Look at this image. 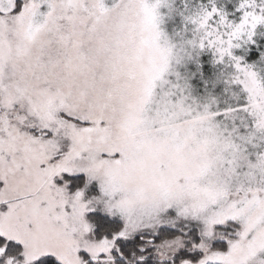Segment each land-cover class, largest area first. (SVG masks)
<instances>
[{"label": "snow or ice", "instance_id": "6c2138e0", "mask_svg": "<svg viewBox=\"0 0 264 264\" xmlns=\"http://www.w3.org/2000/svg\"><path fill=\"white\" fill-rule=\"evenodd\" d=\"M175 11L0 0V264H264V0Z\"/></svg>", "mask_w": 264, "mask_h": 264}, {"label": "rangeland", "instance_id": "374dc122", "mask_svg": "<svg viewBox=\"0 0 264 264\" xmlns=\"http://www.w3.org/2000/svg\"><path fill=\"white\" fill-rule=\"evenodd\" d=\"M173 6L176 11L171 16L165 17L164 28L169 33L173 35L176 32H179L183 28V20L179 14L181 11L185 10V4L188 5L190 9H195L201 3H207V0H172ZM237 0H217L218 6H223L229 12L235 10ZM162 12H167V9H162ZM261 41L264 42V37H261ZM210 52L201 53L199 56L198 64L189 63L184 67L180 68V71L184 74H187L189 77V83L191 86L192 96L201 104L205 103L207 98L211 97L217 101V106L220 108L225 107L228 103L233 102L234 97L231 92L225 90L221 91H211L208 89V77L206 72V64L208 60V55ZM213 60V59H212ZM212 60L211 64L208 66L211 70V75L214 76L213 80L216 83H222L226 88V85L223 81L217 82V77L221 71L222 66L214 65ZM223 244V242H219Z\"/></svg>", "mask_w": 264, "mask_h": 264}, {"label": "trees", "instance_id": "16d2710c", "mask_svg": "<svg viewBox=\"0 0 264 264\" xmlns=\"http://www.w3.org/2000/svg\"><path fill=\"white\" fill-rule=\"evenodd\" d=\"M252 53L251 51L249 52V58L251 57ZM212 54L208 55V62L206 64V72H207V77H208V89L211 91H221V90H225V87L223 86L222 83H216L213 78L214 76L211 75V70L210 67L208 66L209 64H211V60H212Z\"/></svg>", "mask_w": 264, "mask_h": 264}]
</instances>
